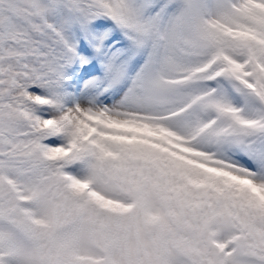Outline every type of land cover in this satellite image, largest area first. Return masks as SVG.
I'll return each mask as SVG.
<instances>
[{"label":"snow or ice","instance_id":"obj_1","mask_svg":"<svg viewBox=\"0 0 264 264\" xmlns=\"http://www.w3.org/2000/svg\"><path fill=\"white\" fill-rule=\"evenodd\" d=\"M0 264H264V0H0Z\"/></svg>","mask_w":264,"mask_h":264}]
</instances>
